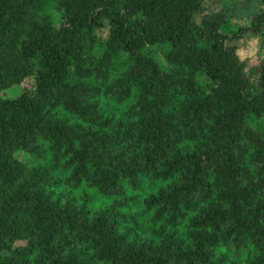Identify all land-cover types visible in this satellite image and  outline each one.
<instances>
[{
	"label": "trees",
	"instance_id": "1",
	"mask_svg": "<svg viewBox=\"0 0 264 264\" xmlns=\"http://www.w3.org/2000/svg\"><path fill=\"white\" fill-rule=\"evenodd\" d=\"M203 3L0 0V264H264V8Z\"/></svg>",
	"mask_w": 264,
	"mask_h": 264
},
{
	"label": "rangeland",
	"instance_id": "2",
	"mask_svg": "<svg viewBox=\"0 0 264 264\" xmlns=\"http://www.w3.org/2000/svg\"><path fill=\"white\" fill-rule=\"evenodd\" d=\"M227 12V18H230V22L236 26L248 25L251 19V15L258 11H261L264 6L261 4L260 0H204L202 10L194 15L196 20L201 19V17L210 16L215 12L225 10ZM101 38H105L107 32L100 30L97 32ZM237 54L239 58L245 64V70L247 76L252 82H256L258 72L257 68L260 63L264 61V35L258 36H244L237 42ZM162 59L161 57L159 58ZM17 90L9 92V95L16 94ZM102 105H105L109 109H114L116 106L114 101L100 100ZM16 157L22 161L26 166H32L34 163V158L24 152L23 150H18L16 152ZM112 203V198H100L98 199L97 205L94 206V210L98 209L99 206H109ZM127 207V206H125ZM130 209H135L136 207L131 206ZM140 212V210H138ZM139 215L143 218H137V222L142 223L139 228V237L143 240L153 239L151 238V230L157 229L160 225L151 219V216L144 212ZM122 224L127 225L122 222ZM151 228V229H150Z\"/></svg>",
	"mask_w": 264,
	"mask_h": 264
}]
</instances>
